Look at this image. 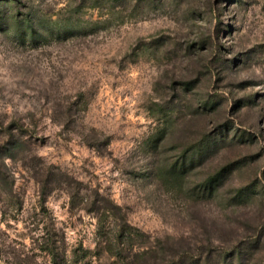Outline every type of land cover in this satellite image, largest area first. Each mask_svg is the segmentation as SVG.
Returning <instances> with one entry per match:
<instances>
[{"label": "rangeland", "instance_id": "obj_1", "mask_svg": "<svg viewBox=\"0 0 264 264\" xmlns=\"http://www.w3.org/2000/svg\"><path fill=\"white\" fill-rule=\"evenodd\" d=\"M0 264H264V0H0Z\"/></svg>", "mask_w": 264, "mask_h": 264}, {"label": "trees", "instance_id": "obj_2", "mask_svg": "<svg viewBox=\"0 0 264 264\" xmlns=\"http://www.w3.org/2000/svg\"><path fill=\"white\" fill-rule=\"evenodd\" d=\"M6 1H7V2H16L17 0H6ZM8 133H9V132H8ZM8 135H9V137H10V136H11V137L13 136V135L10 134V133H9ZM13 137H14V136H13Z\"/></svg>", "mask_w": 264, "mask_h": 264}]
</instances>
